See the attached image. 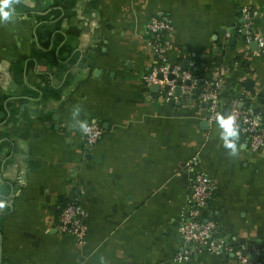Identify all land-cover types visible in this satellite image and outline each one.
Segmentation results:
<instances>
[{
	"label": "crops",
	"instance_id": "crops-1",
	"mask_svg": "<svg viewBox=\"0 0 264 264\" xmlns=\"http://www.w3.org/2000/svg\"><path fill=\"white\" fill-rule=\"evenodd\" d=\"M264 36V0H26L0 24V264H241L233 252L174 260L197 157L215 184L204 209L234 247L264 245V152L240 134L228 155L194 90L166 99L147 88L148 24L168 19L172 64L222 84L264 115V50L247 42L241 9ZM157 86V85H156ZM79 106V117L73 109ZM77 120L103 129L90 146ZM88 210L82 246L59 232V211ZM256 255V258H253ZM251 259L264 264L256 253Z\"/></svg>",
	"mask_w": 264,
	"mask_h": 264
},
{
	"label": "built area",
	"instance_id": "built-area-1",
	"mask_svg": "<svg viewBox=\"0 0 264 264\" xmlns=\"http://www.w3.org/2000/svg\"><path fill=\"white\" fill-rule=\"evenodd\" d=\"M244 19L247 42L256 41L264 50V36L255 33L251 29V20L254 10L250 6L241 9ZM173 24L164 18L153 17L148 24V44L154 52L153 64L144 75V84L147 88L157 85L160 93L166 99L177 98L176 90L181 89V98L191 96L194 90L198 91V97L207 104L209 119L215 120V114L225 117L232 115L236 118L240 134L246 139L250 149L264 152V115L258 112L251 104L243 107L236 100L224 115L223 106L219 104V95L222 84L219 79H209L199 76L189 69H184L180 64H172L166 53L167 40L165 36L171 34ZM90 131L82 133L84 142L90 146L95 145L102 137L104 129L97 122H88ZM186 167L191 172V192L187 199V210L183 213V221L180 226L183 248L174 256L175 261L187 262L194 255L201 252L220 254L233 252L241 264H262L253 261L251 254L256 253L264 257V245H240L231 246L218 235V226L213 218L205 216L204 209L208 206L215 194V184L209 175L199 167L197 157L186 161ZM87 217L88 210L78 200L67 201L59 213L57 228L59 232L68 234L79 245L87 241Z\"/></svg>",
	"mask_w": 264,
	"mask_h": 264
},
{
	"label": "clouds",
	"instance_id": "clouds-1",
	"mask_svg": "<svg viewBox=\"0 0 264 264\" xmlns=\"http://www.w3.org/2000/svg\"><path fill=\"white\" fill-rule=\"evenodd\" d=\"M26 2V0H23ZM22 3V0H0V24L7 25L9 23H14L16 18V5ZM80 107L75 106L73 109V117H79ZM216 123L221 130L219 133L220 139L223 142V147L229 150L228 155L230 157H236L239 154L238 141L240 138V129L237 125L236 118L232 115L227 117L216 113L215 114ZM79 130L87 134L90 129L86 121L77 120V126ZM6 207V201L0 200V210H4ZM99 264H108L106 257H99Z\"/></svg>",
	"mask_w": 264,
	"mask_h": 264
},
{
	"label": "trees",
	"instance_id": "trees-1",
	"mask_svg": "<svg viewBox=\"0 0 264 264\" xmlns=\"http://www.w3.org/2000/svg\"><path fill=\"white\" fill-rule=\"evenodd\" d=\"M149 37H150V36L148 35V38H149ZM165 37H166V36H165ZM191 71H192V70H191ZM192 72H193V71H192ZM194 73H195V72H194ZM246 105H248V103H247V104L244 103L243 107H245ZM65 203H66V202H65ZM65 203H64V204H65ZM63 206H64V205H63ZM63 206H62V207H63ZM62 207H61V209H62ZM60 212H61V210L59 211V213H60Z\"/></svg>",
	"mask_w": 264,
	"mask_h": 264
},
{
	"label": "water",
	"instance_id": "water-1",
	"mask_svg": "<svg viewBox=\"0 0 264 264\" xmlns=\"http://www.w3.org/2000/svg\"><path fill=\"white\" fill-rule=\"evenodd\" d=\"M152 87H158V86H156V85H153ZM179 88V87H178ZM253 258H256V255H253Z\"/></svg>",
	"mask_w": 264,
	"mask_h": 264
}]
</instances>
